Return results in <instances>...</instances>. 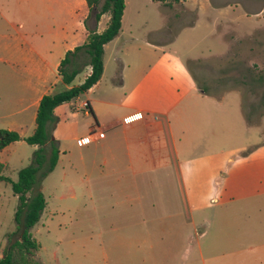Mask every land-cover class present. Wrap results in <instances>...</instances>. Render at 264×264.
<instances>
[{"label": "crops", "instance_id": "1", "mask_svg": "<svg viewBox=\"0 0 264 264\" xmlns=\"http://www.w3.org/2000/svg\"><path fill=\"white\" fill-rule=\"evenodd\" d=\"M128 2L119 35L105 45V69L100 81L82 94L86 99L79 105L82 95L55 110L59 121L52 133L59 140L60 158L54 171L63 165L64 177L83 175L90 182L92 211L104 209L107 204L95 198L98 186L114 180L119 191L115 196L124 198L107 205L142 211L141 220L156 222L155 216L150 220L160 204L156 177L165 178L172 166L182 208L202 227L197 240L200 255L204 258L207 252L218 253L216 258H233L236 251L252 249L246 244L238 249V244L249 242L264 225L238 222V213L247 214L254 207L247 202L264 195V140L240 156L232 151L187 155L204 137L202 129L213 131L211 127H219L220 119L228 131L209 141L233 137L232 112L225 108L233 91L220 95L203 91L193 65L177 50L164 45L171 38H144L138 42L130 35L131 42H124ZM89 14L87 0H0V128L18 131L23 137L32 135L42 97L80 85L92 72L91 65H85L86 55L80 52L71 58L70 67L80 69L72 83H65L60 74L66 54L85 43L90 32L87 25L102 32L109 24V13L99 21L91 17L86 24ZM102 85L96 97H89ZM88 102L89 109L85 106ZM84 108L82 116L80 109ZM238 110L243 111L236 103L234 118ZM119 115L122 120L117 119ZM65 116L76 144L87 148L86 154L68 160L59 130ZM126 118L130 122H123ZM242 120L250 125L244 112ZM119 127L120 131L109 135ZM92 130H104L105 137L80 146L77 139ZM23 143L27 142L11 143L0 152L6 170L12 160L10 149L16 152ZM37 148L30 145V152ZM140 180L147 181L141 185ZM167 204L164 211L180 209ZM254 208L261 212L263 204ZM92 220L98 225L96 218Z\"/></svg>", "mask_w": 264, "mask_h": 264}, {"label": "rangeland", "instance_id": "2", "mask_svg": "<svg viewBox=\"0 0 264 264\" xmlns=\"http://www.w3.org/2000/svg\"><path fill=\"white\" fill-rule=\"evenodd\" d=\"M124 30V42H131L128 40L130 35L138 42L144 38L155 41L171 38L172 41L164 45L177 50L190 66L193 65L199 85L209 87L219 95L233 91L230 105H225L226 110L230 108L232 112L233 137L209 141L218 133L228 131L220 119L219 127H211L213 131L208 127L202 129L204 137L191 151H187V155L232 151L235 156H240V153L263 142L264 0H183L168 3L129 0ZM102 88L103 85L89 97H96ZM82 99H86V95L80 96L78 105ZM236 103L242 106L243 111H236L234 118ZM85 110L80 109L82 116ZM243 112L249 117L250 125L243 122ZM117 119L122 120V115ZM68 120L65 116L59 127L67 150L66 160L87 153L86 147L80 148L74 141ZM120 130L119 127L109 135ZM9 152L12 160L4 175L16 181L19 170L31 163L34 152H30L28 143H23L16 152L13 149ZM62 168L63 165L43 179L47 207L39 223L31 230L41 243L36 258L44 264H264V225L259 227L256 238L238 244V249L245 244L247 247L252 245V249L236 251L230 259L216 258L218 253L210 255L207 252L202 258L197 244L202 227L182 208L179 182L172 166L165 178L156 177L157 204H160L150 218L152 220L155 216L156 222L141 220L143 212L127 210L126 205L124 209L120 205L119 209L109 207L108 203L124 198L115 196L119 191L114 180L98 186L94 196L107 204L104 209L92 211L90 182L85 181L83 175L64 177ZM140 181L143 185L147 180ZM165 202L180 209L164 211ZM18 203L11 185L0 182V257L11 241L21 238L15 220ZM247 203L254 207L263 204L262 211L253 207L247 214L238 213V222H264V195ZM92 218H96L98 225ZM15 231L16 234L11 236Z\"/></svg>", "mask_w": 264, "mask_h": 264}, {"label": "trees", "instance_id": "3", "mask_svg": "<svg viewBox=\"0 0 264 264\" xmlns=\"http://www.w3.org/2000/svg\"><path fill=\"white\" fill-rule=\"evenodd\" d=\"M155 2H180L183 0H152ZM90 14L86 20L94 17L99 21L102 15L109 13L110 21L105 30L98 32L88 26L89 34L84 44L77 46L74 51H69L62 60L60 74L63 81L71 84L80 72L78 67L71 68V58L83 52L87 57L85 65H91L92 72L83 83L42 97L36 116V129L30 136L23 137L18 131L0 128V152L11 143L24 140L38 148L34 151L31 163L19 170L18 180L4 175L6 166L0 161V181L10 184L19 203L15 213L17 230L21 238L11 241L0 257V264H44L36 258L41 248V243L32 233V228L39 223L46 208L47 201L42 189V181L54 171L60 158L59 140L52 130L59 121L55 110L60 105L70 102L83 93L89 91L103 76L105 63V45L116 38L123 23L126 0H87ZM202 87V86H201ZM202 90L211 92V88L203 86ZM90 108V103L86 104ZM249 122V117L246 116ZM16 234V231L12 234ZM58 264V263H53Z\"/></svg>", "mask_w": 264, "mask_h": 264}, {"label": "built area", "instance_id": "4", "mask_svg": "<svg viewBox=\"0 0 264 264\" xmlns=\"http://www.w3.org/2000/svg\"><path fill=\"white\" fill-rule=\"evenodd\" d=\"M86 104H85V106H86ZM126 119L129 120V118H126ZM104 137H105V131L104 130H101V131L92 130L87 135L79 137L77 139V143L80 146H86V145H89V144L95 142L96 140L104 138Z\"/></svg>", "mask_w": 264, "mask_h": 264}]
</instances>
